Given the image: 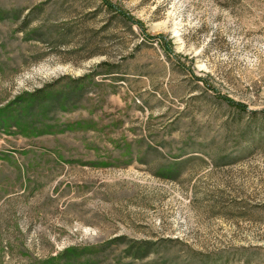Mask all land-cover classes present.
<instances>
[{
    "label": "rangeland",
    "instance_id": "rangeland-1",
    "mask_svg": "<svg viewBox=\"0 0 264 264\" xmlns=\"http://www.w3.org/2000/svg\"><path fill=\"white\" fill-rule=\"evenodd\" d=\"M0 0V264H264V0Z\"/></svg>",
    "mask_w": 264,
    "mask_h": 264
},
{
    "label": "trees",
    "instance_id": "trees-1",
    "mask_svg": "<svg viewBox=\"0 0 264 264\" xmlns=\"http://www.w3.org/2000/svg\"><path fill=\"white\" fill-rule=\"evenodd\" d=\"M102 2L104 3V5H106L107 9H109V8L113 9L112 6L108 2H106L105 0H102ZM0 113H2V112H0Z\"/></svg>",
    "mask_w": 264,
    "mask_h": 264
}]
</instances>
